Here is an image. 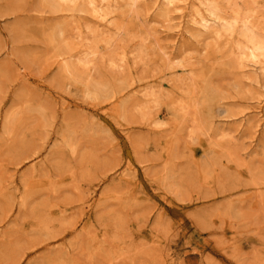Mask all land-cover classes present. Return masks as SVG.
<instances>
[{
  "label": "rangeland",
  "instance_id": "1",
  "mask_svg": "<svg viewBox=\"0 0 264 264\" xmlns=\"http://www.w3.org/2000/svg\"><path fill=\"white\" fill-rule=\"evenodd\" d=\"M154 1L0 0V264H264V73Z\"/></svg>",
  "mask_w": 264,
  "mask_h": 264
},
{
  "label": "bare ground",
  "instance_id": "2",
  "mask_svg": "<svg viewBox=\"0 0 264 264\" xmlns=\"http://www.w3.org/2000/svg\"><path fill=\"white\" fill-rule=\"evenodd\" d=\"M51 1V0H50ZM55 1V0H54ZM57 2H64V3H69L72 4V3H75V1L77 0H56ZM79 1H82V0H79ZM98 0H87V3H88V6H90V8H92V12L93 14L95 15L96 19H99L100 21L102 20H105V19H108L107 15L110 11V7H109V3L111 2H107L108 3V7H109V10L107 11V9L105 8V12L102 7L100 6L102 4V2H106L107 0H101V4L99 5V3H97ZM123 1V0H122ZM126 1V0H125ZM132 1V6H136L137 5V2L138 0H131ZM257 1V0H256ZM49 2V1H48ZM222 2H225L226 3V8H229L230 9V12L228 11H224L223 9V6H222ZM50 3V2H49ZM48 3V4H49ZM116 3V2H115ZM224 3V5H225ZM54 4V3H53ZM105 4V3H104ZM126 4V3H125ZM256 4V3H255ZM52 5V4H50ZM58 5V4H57ZM67 5V4H65ZM78 5V4H77ZM107 5V4H106ZM105 5V6H106ZM254 3L251 2V3H248L245 5V9L244 10H241L240 6H238L237 4V0H155L153 5H152V9H160L162 8L161 10H158L159 12L160 11H164L165 13H168L169 11H174V12H179V13H182V19L183 17H186V19H188L187 23L188 24H191V26L195 29L198 30V32L200 33H204V34H207V37L206 39H212V40H221V39H225L226 41L228 39H231L229 40V42H232L234 40V43L232 46L233 50H234V55H236V58H237V61H238V65L241 69H247L248 67H252V65L254 67H258V71H263L264 73V36L260 33V30H258L259 26L257 27V24L258 22L257 21H253L255 20V18H253V13H256L255 10L256 8L253 7ZM59 6V5H58ZM61 6V4H60ZM59 6V7H60ZM87 6V7H88ZM129 6V5H128ZM55 7V5H54ZM52 6V9L54 8ZM57 7V6H56ZM55 7V8H56ZM57 7V8H59ZM54 8V9H55ZM128 8V7H127ZM136 8V7H135ZM78 9V8H77ZM114 9V8H113ZM259 9V8H258ZM56 10V9H55ZM59 10V9H58ZM136 10V9H135ZM169 10V11H168ZM53 11V10H52ZM83 11V10H82ZM90 11V10H89ZM112 11V10H111ZM74 12V11H73ZM88 12V10L86 11ZM85 12V13H86ZM91 12V13H92ZM162 13L161 15H164L165 13ZM76 13H78L76 11ZM112 14V12H111ZM137 14V13H136ZM259 14V13H258ZM263 14V13H262ZM169 15V14H168ZM255 15V14H254ZM167 16V15H166ZM94 17V16H93ZM92 17V18H93ZM107 17V18H106ZM168 17V16H167ZM262 17V16H260ZM163 18V17H162ZM165 18V17H164ZM253 18V20H252ZM80 19V18H79ZM95 19V20H96ZM99 21V22H100ZM185 21V20H184ZM259 21V20H258ZM104 22V21H103ZM102 22V23H103ZM112 22V21H110ZM109 22V23H110ZM169 22V21H168ZM179 22V21H178ZM181 22V21H180ZM186 22V21H185ZM261 22V21H260ZM185 23V24H187ZM99 24V23H98ZM106 24V23H105ZM108 24V22H107ZM187 24V25H188ZM109 25V24H108ZM107 25V26H108ZM261 25V24H260ZM77 26V25H76ZM113 26V25H112ZM190 26V25H189ZM187 26V27H189ZM190 26V27H191ZM91 26L88 27V29L90 28ZM77 28V27H76ZM263 28V27H262ZM78 29V28H77ZM94 29V27H93ZM93 29H90V31H94L96 33L95 30ZM99 29V28H98ZM119 29V28H118ZM192 29V28H191ZM190 29V31H192ZM98 31V30H97ZM197 32V33H198ZM90 33V32H89ZM93 33V32H92ZM100 33V32H99ZM97 34V33H96ZM236 34L237 38L234 37V35ZM264 34V32H263ZM192 35V34H191ZM195 34H193L194 36ZM203 35V34H202ZM96 36V35H95ZM99 36V35H98ZM106 36V35H105ZM196 36V35H195ZM206 36V35H205ZM234 37V38H233ZM194 38V37H192ZM197 38V37H196ZM195 38V40H196ZM198 38L199 35H198ZM197 38V39H198ZM107 40H111L110 38H108ZM64 42V41H63ZM67 44V43H66ZM65 45V44H64ZM68 45V44H67ZM66 45V46H67ZM90 47V46H89ZM97 47V45H96ZM65 48V47H64ZM71 48V47H70ZM63 48H61L62 50ZM67 49V47H66ZM91 49V48H90ZM96 49V48H95ZM73 50V49H72ZM89 50V49H88ZM93 50V49H92ZM91 50V51H92ZM64 51V49L62 50ZM67 51V50H66ZM95 51V50H94ZM61 51L59 50V53ZM90 52V50L88 51ZM88 52L86 54H88ZM64 53V52H63ZM96 53V52H95ZM93 51L92 53L90 52V56L91 55H94L95 54ZM230 53V52H229ZM61 54V53H60ZM68 55H70V52L69 53H66ZM74 55V53H72ZM164 54V53H163ZM73 55H70V56H67V58H63L62 59V62L64 63L63 67H64V70H66L67 72L68 71H71L72 69V66L69 64V59L71 58H74ZM85 55V53H84ZM83 57H79V58H76V60H78V64H80L81 66H87V70L89 65L91 64V60L90 58H88L87 55H85ZM165 55H168L167 53H165ZM166 57V56H165ZM123 60V59H121ZM120 60V61H121ZM170 61V60H169ZM74 62V61H73ZM128 62V61H127ZM76 63V62H75ZM173 63V62H172ZM77 64V65H78ZM111 65V64H110ZM116 65V64H115ZM61 66H62V63H61ZM79 67V66H78ZM96 67V66H95ZM120 67V66H118ZM188 67V66H187ZM239 68V69H240ZM73 70V69H72ZM83 70V69H82ZM256 70V69H255ZM80 71V70H78ZM86 71V70H85ZM91 71V70H90ZM74 72L75 74L77 75L75 77V74L73 72H69V73H73L74 74V78H77L78 77V72L75 71L74 69ZM77 72V73H76ZM81 72V71H80ZM80 74V73H79ZM82 74V73H81ZM90 74V73H89ZM72 77V76H71ZM88 77V76H87ZM188 77V76H187ZM85 79V77H82ZM184 79V78H183ZM75 80V79H74ZM87 80V79H86ZM89 80V79H88ZM186 80V79H185ZM184 80V81H185ZM256 80V79H255ZM95 81V80H94ZM92 82V81H91ZM182 82V81H181ZM90 83V82H89ZM93 83V82H92ZM90 83V84H92ZM183 83V82H182ZM88 84V83H87ZM95 84V83H94ZM97 85V83L95 84ZM93 85L92 87L94 88V90L96 92H101L100 90L102 88L101 85L100 87L98 86H95ZM186 85V84H185ZM86 86H89V85H86ZM264 86V85H263ZM262 86V87H263ZM91 87V85H90ZM104 88V87H103ZM207 89V88H206ZM209 89V88H208ZM88 90V89H87ZM105 90V89H104ZM103 90V92H105ZM152 91V90H151ZM151 91H150V94H151ZM92 91L89 90V94H91ZM202 92V91H201ZM204 93V92H203ZM88 94V95H89ZM93 94V93H92ZM100 94V93H99ZM104 94V93H103ZM149 94V93H148ZM152 94L154 95V91H152ZM194 94V93H193ZM202 94V93H201ZM97 95V93H95V96ZM206 96H204L203 99L206 98H210L212 97V99L214 100V96L217 95V91L215 89H212L211 90H208L207 93L205 94ZM93 96V97H95ZM151 96V95H150ZM149 96V97H150ZM92 97V95H91ZM153 97V96H152ZM217 97V96H216ZM215 97V99H216ZM219 97V96H218ZM156 98V97H154ZM156 100V99H155ZM206 100V101H205ZM203 100V102H207L208 100L205 99ZM211 100V99H209ZM212 100V101H213ZM211 102V101H210ZM195 103V101L193 102ZM199 103V102H198ZM185 104V102H184ZM180 105V104H179ZM182 105V104H181ZM190 105V104H189ZM185 106V105H183ZM188 106V105H186ZM182 109H184L182 107ZM181 109V110H182ZM187 109V108H186ZM222 110V109H221ZM184 111V110H183ZM224 113H225V110H223ZM187 112V111H186ZM222 114V113H221ZM220 114V115H221ZM208 125V124H207ZM211 128V127H210ZM198 129H200L198 127ZM170 178V176H169ZM168 178V179H169Z\"/></svg>",
  "mask_w": 264,
  "mask_h": 264
}]
</instances>
